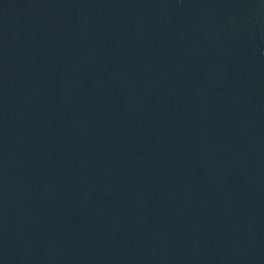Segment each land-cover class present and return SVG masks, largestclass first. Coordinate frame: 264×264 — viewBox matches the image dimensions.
Segmentation results:
<instances>
[{"label": "water", "instance_id": "water-1", "mask_svg": "<svg viewBox=\"0 0 264 264\" xmlns=\"http://www.w3.org/2000/svg\"><path fill=\"white\" fill-rule=\"evenodd\" d=\"M0 264H264V0H0Z\"/></svg>", "mask_w": 264, "mask_h": 264}]
</instances>
